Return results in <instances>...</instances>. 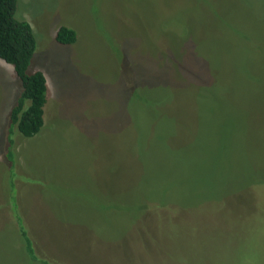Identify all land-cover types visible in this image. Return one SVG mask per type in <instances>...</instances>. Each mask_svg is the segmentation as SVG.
<instances>
[{"label":"rangeland","instance_id":"374dc122","mask_svg":"<svg viewBox=\"0 0 264 264\" xmlns=\"http://www.w3.org/2000/svg\"><path fill=\"white\" fill-rule=\"evenodd\" d=\"M17 15L47 92L10 192L20 87L0 60V264H34L16 217L49 264H264V0H18Z\"/></svg>","mask_w":264,"mask_h":264},{"label":"trees","instance_id":"16d2710c","mask_svg":"<svg viewBox=\"0 0 264 264\" xmlns=\"http://www.w3.org/2000/svg\"><path fill=\"white\" fill-rule=\"evenodd\" d=\"M17 2L18 0H0V60L12 66L20 87L18 98L6 117L8 146L4 160L8 171H12L14 175L9 185L10 192L15 190L14 183L20 182L22 177L13 164L15 162L13 150L15 139L18 136L31 138L39 133L43 127V107L47 92L43 73L29 68L36 41L30 25L18 15L16 16ZM54 40L61 45L73 44L76 40L75 31L61 26L56 30ZM9 203L10 206H17L12 201ZM16 219L18 237L23 250L21 252L24 257L34 264H49L46 260L36 256L25 226L20 218L16 217Z\"/></svg>","mask_w":264,"mask_h":264},{"label":"bare ground","instance_id":"6f19581e","mask_svg":"<svg viewBox=\"0 0 264 264\" xmlns=\"http://www.w3.org/2000/svg\"><path fill=\"white\" fill-rule=\"evenodd\" d=\"M9 65V64H8Z\"/></svg>","mask_w":264,"mask_h":264}]
</instances>
